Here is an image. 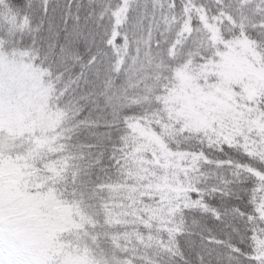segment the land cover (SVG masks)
I'll list each match as a JSON object with an SVG mask.
<instances>
[{"label":"snow or ice","instance_id":"snow-or-ice-1","mask_svg":"<svg viewBox=\"0 0 264 264\" xmlns=\"http://www.w3.org/2000/svg\"><path fill=\"white\" fill-rule=\"evenodd\" d=\"M264 264V0H0V264Z\"/></svg>","mask_w":264,"mask_h":264},{"label":"trees","instance_id":"trees-1","mask_svg":"<svg viewBox=\"0 0 264 264\" xmlns=\"http://www.w3.org/2000/svg\"><path fill=\"white\" fill-rule=\"evenodd\" d=\"M67 259L69 261V264H74V260L71 256H69Z\"/></svg>","mask_w":264,"mask_h":264}]
</instances>
